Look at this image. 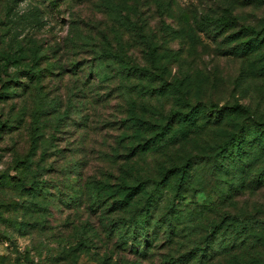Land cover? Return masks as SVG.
<instances>
[{
	"label": "rangeland",
	"instance_id": "obj_1",
	"mask_svg": "<svg viewBox=\"0 0 264 264\" xmlns=\"http://www.w3.org/2000/svg\"><path fill=\"white\" fill-rule=\"evenodd\" d=\"M223 15L235 17L238 26L223 30L205 19ZM126 16L134 26L119 21ZM263 21L264 0H0V264H165L170 253L189 251V238L176 245L160 238L144 254L136 253L103 225L120 212L89 208L91 180L116 189L121 178L128 179L124 169L157 176L159 163L168 160L163 153L133 155L135 129L122 121L130 117L129 108L154 121L174 107L172 96L125 95V79L118 78L113 63L108 67L113 79L95 82L94 73L87 76L93 50L107 46L105 37L115 40L116 30L125 38L152 37L171 73L189 76L193 103L239 102L248 111L238 122L264 128V42L250 55L223 54L239 42L228 41L230 34ZM132 49L143 60L146 45ZM9 57L18 61L5 66ZM74 60L84 69L74 73ZM37 68L41 81L19 73ZM13 79L18 89L6 94ZM230 122L213 127L200 143L213 144L233 128ZM200 172L206 188L185 200L195 214L202 210L195 207L221 203L216 177L204 168ZM237 200V208L208 206L204 224L242 207L261 214L264 188L247 189Z\"/></svg>",
	"mask_w": 264,
	"mask_h": 264
},
{
	"label": "trees",
	"instance_id": "obj_2",
	"mask_svg": "<svg viewBox=\"0 0 264 264\" xmlns=\"http://www.w3.org/2000/svg\"><path fill=\"white\" fill-rule=\"evenodd\" d=\"M205 19L223 30L238 26L236 18L231 15ZM119 21L127 27L134 26L128 16ZM203 24L205 22L200 21V25ZM104 39L107 46L93 50L96 52H93L95 55L87 76L94 73L98 77H93L95 82L113 79L108 71L113 63L118 67V78L125 79L122 92L128 97L134 93L156 97L157 100L174 97V107L162 120H149L145 114L139 115L135 108H129L130 117L122 120L123 123L130 121L135 129L137 142L131 147L133 155L163 153L168 156L167 161L159 163L157 176H134L124 169L122 173L128 179L121 178L116 189L102 181L91 180L87 184L90 209L121 214L109 226L103 224L106 232L116 235L120 244L130 245V249L142 254L153 248L160 238L172 245L181 243L179 239L189 238L191 249L182 254L170 253L165 264H222V261L264 264V210L260 214V209L242 207L237 211H224L227 213H220L207 224L203 219L204 209L208 206L211 211L223 203L237 208V196L245 190L264 188V160L259 167L255 163L264 158V128L258 122H238L248 111L239 102L222 107L193 103L189 76L179 77L171 73L167 56L160 53L152 37L130 35L125 38L121 30H116L115 40ZM227 40L239 42L226 49L224 55L253 54L257 45L264 42V21L260 26L242 25ZM136 45H146L143 60L132 49ZM40 58L38 55L35 58L37 64H40ZM16 61V58H6L5 66ZM71 67L74 73L84 69L77 60L72 61ZM19 73H26L36 81H41L44 75L40 68ZM8 82L11 84H7L6 94H15L18 79ZM227 119L231 120L232 129L223 130L213 144L200 143L203 134H208L215 126L221 127ZM203 168L216 177L221 203L195 207L194 210L202 209L195 214L185 200L206 188L208 181L202 179L200 172ZM71 200L75 205L79 204L77 196L73 195Z\"/></svg>",
	"mask_w": 264,
	"mask_h": 264
}]
</instances>
